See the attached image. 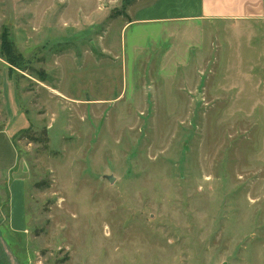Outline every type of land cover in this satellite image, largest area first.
Returning a JSON list of instances; mask_svg holds the SVG:
<instances>
[{
  "label": "rangeland",
  "instance_id": "1",
  "mask_svg": "<svg viewBox=\"0 0 264 264\" xmlns=\"http://www.w3.org/2000/svg\"><path fill=\"white\" fill-rule=\"evenodd\" d=\"M158 1L0 0V264H264V28L122 29Z\"/></svg>",
  "mask_w": 264,
  "mask_h": 264
},
{
  "label": "crops",
  "instance_id": "2",
  "mask_svg": "<svg viewBox=\"0 0 264 264\" xmlns=\"http://www.w3.org/2000/svg\"><path fill=\"white\" fill-rule=\"evenodd\" d=\"M137 11L132 20L127 21L123 30L132 23L163 24L160 34L183 30L190 35V42H197L200 26L204 24H255L264 28V0H159L147 10ZM194 29V32H193ZM196 31V32H195ZM262 31V30H261ZM262 33V32H261ZM182 34V33H181ZM194 35V40H193ZM10 124V123H8ZM18 131L17 127H15ZM18 133V132H17ZM14 137L6 126L0 127V214L4 201L1 199L2 183L7 180V223L12 232L18 233L25 224V211L19 184L24 181L18 178V154ZM22 198V203H21ZM4 235L0 231V260L3 249ZM2 251V252H1ZM2 261V260H1ZM3 263V262H2Z\"/></svg>",
  "mask_w": 264,
  "mask_h": 264
},
{
  "label": "water",
  "instance_id": "3",
  "mask_svg": "<svg viewBox=\"0 0 264 264\" xmlns=\"http://www.w3.org/2000/svg\"><path fill=\"white\" fill-rule=\"evenodd\" d=\"M106 178L108 179L109 182H112L114 179L111 175H107Z\"/></svg>",
  "mask_w": 264,
  "mask_h": 264
},
{
  "label": "trees",
  "instance_id": "4",
  "mask_svg": "<svg viewBox=\"0 0 264 264\" xmlns=\"http://www.w3.org/2000/svg\"><path fill=\"white\" fill-rule=\"evenodd\" d=\"M9 45V46H8ZM5 46H7V48H10V44H5ZM6 48V49H7ZM3 50H4V47H3ZM8 52V51H7Z\"/></svg>",
  "mask_w": 264,
  "mask_h": 264
}]
</instances>
